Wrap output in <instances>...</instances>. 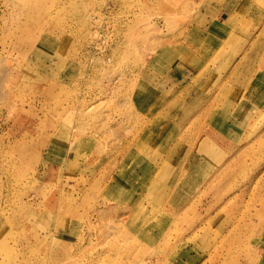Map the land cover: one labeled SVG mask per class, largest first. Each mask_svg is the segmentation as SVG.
I'll return each mask as SVG.
<instances>
[{"label":"rangeland","instance_id":"374dc122","mask_svg":"<svg viewBox=\"0 0 264 264\" xmlns=\"http://www.w3.org/2000/svg\"><path fill=\"white\" fill-rule=\"evenodd\" d=\"M0 264H264V0H0Z\"/></svg>","mask_w":264,"mask_h":264},{"label":"crops","instance_id":"0c3cea01","mask_svg":"<svg viewBox=\"0 0 264 264\" xmlns=\"http://www.w3.org/2000/svg\"><path fill=\"white\" fill-rule=\"evenodd\" d=\"M211 140L213 141L214 139L212 138V136H211ZM213 144V143H212ZM214 145V144H213ZM228 146H231V144H228ZM223 148V147H222ZM215 149H212V154H210V155H208L209 156V161H215V159H214V157H213V154L215 153V151H214ZM223 150V149H222ZM213 158V159H212Z\"/></svg>","mask_w":264,"mask_h":264},{"label":"bare ground","instance_id":"6f19581e","mask_svg":"<svg viewBox=\"0 0 264 264\" xmlns=\"http://www.w3.org/2000/svg\"><path fill=\"white\" fill-rule=\"evenodd\" d=\"M196 163H197V162H196ZM198 163H199V164H197V165L199 166V165H200V161H198ZM197 165H196V166H197ZM197 173H198V172H197Z\"/></svg>","mask_w":264,"mask_h":264}]
</instances>
